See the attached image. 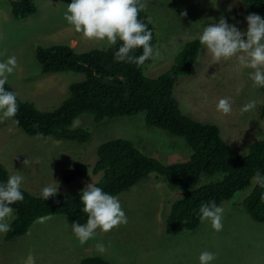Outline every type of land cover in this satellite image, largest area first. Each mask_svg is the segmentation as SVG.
Instances as JSON below:
<instances>
[{
  "label": "rangeland",
  "instance_id": "374dc122",
  "mask_svg": "<svg viewBox=\"0 0 264 264\" xmlns=\"http://www.w3.org/2000/svg\"><path fill=\"white\" fill-rule=\"evenodd\" d=\"M37 12L15 21L8 0H0V62L15 56L17 68L8 76L15 92L40 110L54 109L67 95L71 82L80 79L75 73L41 74L34 51L37 46L68 44L76 51L103 47L86 41L64 20L72 0H33ZM156 25L159 55H153L145 76L172 60L180 45L198 37L204 28L223 16L241 31L247 30L245 16L239 13L237 0H141ZM187 11V16L181 12ZM189 41V40H188ZM203 49L191 73L179 81L174 96L182 112L193 119L215 124L221 136L238 149L264 136V120L259 106L264 102V88L253 87L249 73L235 58L213 64ZM241 91L237 94L236 89ZM222 98H230L232 111L227 116L217 112ZM26 100V101H27ZM256 101L254 110L241 114V107ZM184 113V114H185ZM189 116V117H190ZM89 127L88 142L79 144L54 138L29 137L9 120L0 123V160L11 175L23 176L21 188L41 193L43 187L59 185L58 192L73 193L99 178L76 179L71 184L61 180L72 163L90 161L93 147L103 139L131 141L146 156L163 164L181 162L190 149L181 138L144 123V113L106 119L95 123L90 115L79 116L71 129ZM28 160L27 165L24 161ZM39 160V163L36 161ZM249 189L239 191L223 202L222 231H215L210 221L201 222L194 231L164 233V201L180 193L163 178L149 176L136 187L116 196L127 216V224L108 233L97 229L95 236L81 245L64 216H51L35 222L28 233L5 241L0 233V264H79L85 257L98 255L116 264H200L203 251L215 254L211 264H264V224H257L245 212L242 201ZM241 199L240 207L236 203ZM107 249L99 253L96 245Z\"/></svg>",
  "mask_w": 264,
  "mask_h": 264
},
{
  "label": "trees",
  "instance_id": "16d2710c",
  "mask_svg": "<svg viewBox=\"0 0 264 264\" xmlns=\"http://www.w3.org/2000/svg\"><path fill=\"white\" fill-rule=\"evenodd\" d=\"M237 1L238 11L245 17L255 13L264 18V0ZM8 5L15 21L25 20L37 12L33 0H8ZM138 19L152 32L150 44L155 49L156 25L146 8L139 12ZM121 43L82 52L68 44L37 46L34 57L41 74L70 72L80 79L68 85L67 95L51 110H40L31 101L24 100L8 81L5 88L16 94L19 106L17 116L9 121L29 137L40 134L43 138L83 144L89 141L92 131L83 126L71 129L79 116L90 115L98 124L106 119L144 113L146 126L185 141L191 152L186 160L163 164L146 156L127 139H103L93 147L90 161L95 159L94 163L88 160L72 163L63 171L62 182L71 184L78 178L99 174L92 183L108 194L119 196L149 176L163 178L170 186L180 189L179 194L164 201V233L167 236L197 229L201 223V204L215 201L221 206L239 191L251 188L242 206L253 222L264 224V202L261 200L264 188L254 179L257 171L264 175V136L240 150L221 136L217 125L184 114L174 96L175 86L191 73L203 50L199 38L185 40L171 61L148 76L144 73L152 57L141 66L115 61L114 54ZM140 54L142 49L135 50V55ZM258 112L264 120V102ZM9 176L10 172L0 160V183L6 182ZM80 188L68 194L58 192L46 201L40 193L21 188L24 199L12 205L14 219L4 240L24 236L35 222L51 216H64L71 227L74 222L85 224L87 215L81 211L80 200L85 187ZM240 203L241 199L236 205L240 207ZM79 264L116 263L92 255L81 259Z\"/></svg>",
  "mask_w": 264,
  "mask_h": 264
},
{
  "label": "clouds",
  "instance_id": "9594fccd",
  "mask_svg": "<svg viewBox=\"0 0 264 264\" xmlns=\"http://www.w3.org/2000/svg\"><path fill=\"white\" fill-rule=\"evenodd\" d=\"M144 8L145 5L140 0H72L67 5L64 20L86 41L101 42L105 48L117 45L118 41L122 42L114 54L115 61L141 66L154 54L159 55L158 49L154 51L150 44L152 32L138 19L139 12ZM180 15L186 17L187 11ZM245 19L247 30L241 31L221 16L218 22L210 23L204 28L199 42L206 50L205 54L211 55L213 64L235 58L240 67L253 70L249 73L253 87L264 88V18L250 13ZM137 49H142V54L135 55ZM17 63L15 56L0 62V123L15 118L19 110L16 94L5 88L8 76L14 73ZM236 91L238 94L241 89L237 88ZM255 107L256 101H249L241 107V114L254 110ZM216 110L224 116L230 114V98L220 99ZM15 122L19 123L18 120ZM37 138H40V134H37ZM28 163V160L24 161L25 165ZM23 179L21 175H11L6 182L0 183V233L6 234L11 230V221L14 219L12 205L24 199L21 191ZM254 179L264 188V175L257 171ZM58 188L57 182L43 187L41 198L46 201L55 197ZM80 200L83 204L81 211L87 215V221L85 224L72 223V231L81 245L92 239L97 229L108 233L128 222L119 199L93 183H88L81 191ZM261 200L264 202V194ZM223 212L224 209L215 201L199 206L201 222L210 221L217 232L223 229ZM96 249L101 254L107 251L102 243H98ZM215 258L212 252L203 251L199 262L211 264Z\"/></svg>",
  "mask_w": 264,
  "mask_h": 264
}]
</instances>
